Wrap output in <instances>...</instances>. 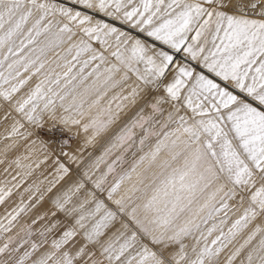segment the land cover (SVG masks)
I'll list each match as a JSON object with an SVG mask.
<instances>
[{
    "label": "snow or ice",
    "instance_id": "snow-or-ice-1",
    "mask_svg": "<svg viewBox=\"0 0 264 264\" xmlns=\"http://www.w3.org/2000/svg\"><path fill=\"white\" fill-rule=\"evenodd\" d=\"M0 264H264V0H0Z\"/></svg>",
    "mask_w": 264,
    "mask_h": 264
}]
</instances>
